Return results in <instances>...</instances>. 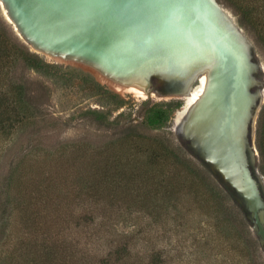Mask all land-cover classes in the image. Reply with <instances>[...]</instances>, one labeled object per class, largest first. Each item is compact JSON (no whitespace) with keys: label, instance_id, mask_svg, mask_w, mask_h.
<instances>
[{"label":"rangeland","instance_id":"rangeland-1","mask_svg":"<svg viewBox=\"0 0 264 264\" xmlns=\"http://www.w3.org/2000/svg\"><path fill=\"white\" fill-rule=\"evenodd\" d=\"M217 1L231 13L251 44V65L247 75L251 103L244 133L248 144L243 155L249 163L250 175L260 189L262 202L259 206L249 202L223 176L226 170L202 145L195 132L184 128L185 121L183 125L180 122L187 107V94H194L203 87L202 74L190 71L175 77L153 64L145 68L143 64L120 65L79 43L42 38L23 23L19 27L12 16L11 21L4 0H0V22L6 29L46 62L56 65L46 71L36 70L18 57L6 64L0 75V91L11 94L19 85L22 91L25 90L27 101L22 104L23 120L10 131H0V264L22 263L26 250L23 240L33 237L28 210L41 208L47 215L36 218L40 222L37 226L41 239L53 234L58 239L64 238L68 245L67 238L75 235L73 245L78 244L74 240L80 243L69 250L76 252L72 255L73 260L85 253L95 260V252L103 253L106 244L112 243L109 240L132 231L135 226L143 230L150 217L137 206L139 204L124 207L134 203L131 197H119L117 204L121 206L99 200L107 203L108 213L98 205L95 210L89 209L92 201L83 191V182L97 171H130L131 163L136 161L137 166L146 160L142 154L140 161V144L159 147L163 140L181 146L189 157L205 165L231 194L258 240L264 260V174L259 169L256 145L257 121L264 105V28L252 16L258 11L263 14L264 10L259 3L258 9L249 6L247 0ZM241 2L244 6L247 4L239 9ZM159 104L166 110L163 126H149L146 122L150 109L158 108ZM173 173V167H166L157 172V177ZM131 194L138 200L135 191ZM126 199L127 204H122ZM83 209L91 211L92 217L101 221L103 228L98 242H90L87 247L85 243L90 239L76 224ZM109 230L117 236H105ZM90 232L96 233L95 229ZM148 232L145 230L141 235ZM137 243L136 249L144 251L145 241ZM143 264L151 262L147 259Z\"/></svg>","mask_w":264,"mask_h":264},{"label":"trees","instance_id":"trees-1","mask_svg":"<svg viewBox=\"0 0 264 264\" xmlns=\"http://www.w3.org/2000/svg\"><path fill=\"white\" fill-rule=\"evenodd\" d=\"M247 2L252 7L259 3L258 6H262L264 10V0ZM245 6L242 2L239 3V9ZM252 16L264 28V13L258 11L257 15ZM18 57L36 70L46 71L56 67L22 43L0 22V75L5 65ZM16 88L17 91L11 94L0 91V131H10L25 116L22 111V104L27 102L25 90L22 91L19 85ZM160 105L162 104L150 109L146 122L149 126H163L166 110ZM168 141H160L159 147L140 144V161L142 162V154L146 160L137 166L136 161L131 163L130 171H97L83 182V191L87 199L92 201V208L89 209L95 210L98 205L105 210L106 202L101 203L99 200L118 205L119 197H131L134 203L127 204L126 199L122 202L127 204L124 207L141 206L150 217L143 230L135 226L132 231L109 240L112 243L106 244L107 248L103 253L94 251L97 255L95 260L87 257V253L73 260L72 255H76V252L69 250L80 243L74 240L78 244L73 245L75 235L67 238L68 245L64 238L58 239L53 234L41 239L37 226L40 222L36 218L47 215H44L41 208L28 210L27 219L33 237L31 240L27 237L23 240L26 245L23 253L25 256L22 263L18 264H143L147 259L151 264H170L177 259L179 264H264L259 242L231 194L205 165L189 157L181 146H174ZM256 145L260 157L259 169L264 174V105L258 116ZM166 167H173L174 173L158 178L157 172ZM132 191L137 193L138 200L133 199ZM110 210L112 211L111 208ZM105 211L108 213V209ZM78 217L77 226L82 227L90 239L85 243L86 247L90 242L97 243L100 230L103 229L101 221L95 220L91 211L84 209ZM89 228L90 231L95 229L96 233L87 230ZM145 230L149 232L141 235ZM110 234L115 235L110 230L109 233H104L105 236ZM141 240L145 241L144 251L136 249L137 242Z\"/></svg>","mask_w":264,"mask_h":264},{"label":"water","instance_id":"water-1","mask_svg":"<svg viewBox=\"0 0 264 264\" xmlns=\"http://www.w3.org/2000/svg\"><path fill=\"white\" fill-rule=\"evenodd\" d=\"M4 4L19 27L23 23L42 38L79 43L120 65L140 63L148 66L145 60L134 56V44L151 59L155 55L154 62L162 59L157 53L159 48L148 39L142 27L138 32L135 26L129 28L132 25H129L127 11L137 6L143 12L136 24L141 26L145 22L149 28L161 29L150 36L156 35L164 43L175 44L173 49H181L179 55L188 61L192 73L207 69L209 76L217 73L220 81L225 79L224 73L237 80L241 71L251 65L248 38L217 0H134L133 3L130 0H4ZM121 26L127 28L123 34L119 31ZM207 41L209 47L203 48ZM117 56H128L127 64H122ZM168 59L171 67L178 68L175 59ZM155 65L163 69L161 63ZM246 84H249V77ZM207 88L212 91L213 87ZM206 98L207 95L203 100ZM201 102L195 103V107ZM245 168L244 165L240 171L239 184H232L249 202L259 206L262 202L260 189Z\"/></svg>","mask_w":264,"mask_h":264},{"label":"bare ground","instance_id":"bare-ground-1","mask_svg":"<svg viewBox=\"0 0 264 264\" xmlns=\"http://www.w3.org/2000/svg\"><path fill=\"white\" fill-rule=\"evenodd\" d=\"M130 1L133 3L134 0ZM142 12L143 9L138 6L127 11V17L131 21L129 25H132L129 26V28H134L135 26L138 32L142 27L145 32H147L148 39L153 42L156 47L159 48L157 53L162 56V59L161 62L160 60L154 62L155 55L151 59L147 55L138 51L136 44H134V47H132L134 56L142 58L147 62L148 65L153 64L156 68L159 67L155 64H157V62L161 63L160 66H162V70H166V72L175 77L178 75H182L183 73L188 74L191 71L189 70V68L192 67L189 66V64L187 63L188 61L184 57L179 55V51L181 53V49L178 50V47L176 49H173L176 46L175 44L166 42L164 43L160 38L156 37V35L150 36L153 32L159 31L161 29L149 28L148 25H146L147 23L145 22H143L141 26L136 24V20L140 19L139 15ZM6 14L11 20L10 13L8 12ZM38 17L41 18L40 15ZM28 20L31 24H34L30 19ZM119 31L121 32V34H123L127 31V28L125 29L121 26L119 28ZM184 44L188 45L187 43ZM208 47L209 45L207 41L205 44H203V48ZM117 57H119L120 62L123 61L124 64H127L128 56ZM168 57L177 61L178 68L171 67L170 63L168 62L170 61ZM138 65L142 64L138 63ZM145 67L146 65H143V68ZM170 67L173 69H170ZM248 70L249 67H245L241 71V74L238 75L237 80H235L236 78L230 79V75L228 73L227 75L226 73H224L225 79H222L221 81L218 79L219 77L217 73L215 75L212 74L209 76V72L207 69L200 71L198 74L203 75V87L196 90L194 94H187V107L184 110V117L180 121L182 125L184 123L183 121H185L184 128L186 126L191 129V131L195 132L198 138H200L202 145L207 149V151L211 152L208 153L215 157L219 164H221L223 167L227 166V169H225L227 175L224 173L223 176H225L235 185H238L239 181H241L239 174H241L240 171L243 170L244 165L247 170H249V173H251V169H249L247 165L248 161L245 160L243 155L244 149L246 150L248 144L247 139H245V130L249 118L248 109L251 103L249 94L247 93L248 84H246L248 80ZM233 81L235 82L233 83ZM210 85L211 87H213L212 91H208L207 87H210ZM206 95L207 98L203 100ZM200 100L203 102H201V104H199V106L196 108L195 103H199Z\"/></svg>","mask_w":264,"mask_h":264}]
</instances>
